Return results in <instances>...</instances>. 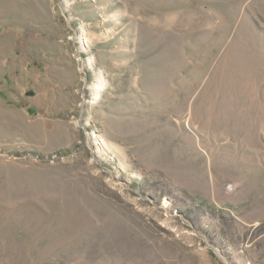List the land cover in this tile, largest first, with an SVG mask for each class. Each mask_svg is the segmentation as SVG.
Masks as SVG:
<instances>
[{
    "label": "rangeland",
    "instance_id": "obj_1",
    "mask_svg": "<svg viewBox=\"0 0 264 264\" xmlns=\"http://www.w3.org/2000/svg\"><path fill=\"white\" fill-rule=\"evenodd\" d=\"M0 264H264V0H0Z\"/></svg>",
    "mask_w": 264,
    "mask_h": 264
}]
</instances>
